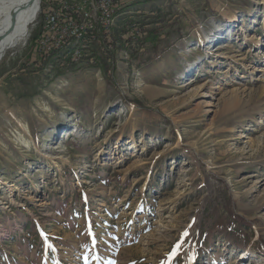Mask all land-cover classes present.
I'll return each instance as SVG.
<instances>
[{
    "label": "rangeland",
    "instance_id": "obj_1",
    "mask_svg": "<svg viewBox=\"0 0 264 264\" xmlns=\"http://www.w3.org/2000/svg\"><path fill=\"white\" fill-rule=\"evenodd\" d=\"M59 1L0 56V264H264V0H123L113 75L41 66Z\"/></svg>",
    "mask_w": 264,
    "mask_h": 264
},
{
    "label": "trees",
    "instance_id": "obj_2",
    "mask_svg": "<svg viewBox=\"0 0 264 264\" xmlns=\"http://www.w3.org/2000/svg\"><path fill=\"white\" fill-rule=\"evenodd\" d=\"M123 0H115L114 5L117 7V14L120 15L122 9H126V3ZM138 3H142L141 1ZM120 5V6H119ZM124 21L119 29L114 27L111 30L98 27L95 31H88L86 36L82 39L81 44L87 45L90 49L89 54L83 56L81 59L74 57L75 50L73 46V41L67 40L61 47L54 50L52 54H44L39 51L41 66L49 67L56 66L58 70L61 68L65 72L74 73L81 70L83 64L86 67L92 69L100 70L104 75L108 70L112 69V75L115 73V53L119 49H128V52L132 54L133 60L137 59L139 56V50L134 52L132 46L135 44L142 47L146 42H152L154 48L156 49V44L161 33V27L153 26L156 22L153 21H132V18L123 15ZM151 20V19H150ZM162 22V19H159ZM147 27V28H146ZM150 27V30H146ZM159 27V28H158ZM148 32L146 37L143 38V31ZM142 37V38H141ZM140 57V56H139ZM140 59V58H139ZM140 65L143 63L139 62ZM111 82V80H109ZM112 83V82H111Z\"/></svg>",
    "mask_w": 264,
    "mask_h": 264
},
{
    "label": "built area",
    "instance_id": "obj_3",
    "mask_svg": "<svg viewBox=\"0 0 264 264\" xmlns=\"http://www.w3.org/2000/svg\"><path fill=\"white\" fill-rule=\"evenodd\" d=\"M59 7L45 14V32L39 39V51L52 54L60 42H66L78 33L95 31L98 27L105 30L107 13L116 7L112 0H91L84 5H74L70 0H60ZM90 6V7H89ZM89 50H82L75 58L81 59Z\"/></svg>",
    "mask_w": 264,
    "mask_h": 264
},
{
    "label": "bare ground",
    "instance_id": "obj_4",
    "mask_svg": "<svg viewBox=\"0 0 264 264\" xmlns=\"http://www.w3.org/2000/svg\"><path fill=\"white\" fill-rule=\"evenodd\" d=\"M30 2L31 0H6V3L0 2V56L4 53L3 51L7 46L13 43H20L27 38L32 18L38 12L41 0H36L33 4H29ZM113 16L114 7L111 12L107 13L108 21H106L105 28L113 27ZM231 21L236 23L234 18H231ZM79 34L82 35V33ZM195 90L196 88L190 90V92L193 93Z\"/></svg>",
    "mask_w": 264,
    "mask_h": 264
},
{
    "label": "water",
    "instance_id": "obj_5",
    "mask_svg": "<svg viewBox=\"0 0 264 264\" xmlns=\"http://www.w3.org/2000/svg\"><path fill=\"white\" fill-rule=\"evenodd\" d=\"M35 1H36V0H31V2H30L29 4H33V2H35ZM3 59H4V58H3ZM3 59H2V60H3Z\"/></svg>",
    "mask_w": 264,
    "mask_h": 264
},
{
    "label": "crops",
    "instance_id": "obj_6",
    "mask_svg": "<svg viewBox=\"0 0 264 264\" xmlns=\"http://www.w3.org/2000/svg\"><path fill=\"white\" fill-rule=\"evenodd\" d=\"M90 7V6H89ZM117 18V17H116ZM118 19V18H117Z\"/></svg>",
    "mask_w": 264,
    "mask_h": 264
}]
</instances>
